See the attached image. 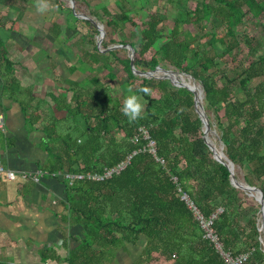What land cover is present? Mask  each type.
<instances>
[{
	"label": "trees",
	"instance_id": "trees-1",
	"mask_svg": "<svg viewBox=\"0 0 264 264\" xmlns=\"http://www.w3.org/2000/svg\"><path fill=\"white\" fill-rule=\"evenodd\" d=\"M189 1L170 0L172 27L166 30L159 27L166 18L150 13L134 42L128 40L130 33L124 34L127 24L136 26L129 17L130 9L125 7L126 2L134 6L133 2L113 0L118 13L111 14L107 9L110 1L101 0L91 13L106 35L117 34L120 39L102 41L103 50L129 45L134 51L136 71L171 68L201 84L204 112L210 128L214 126L224 144L226 158L236 172L246 171L244 183L259 188L264 198V125L260 123L264 117V55H256L257 44L239 35L244 18L263 15L264 0H195L193 9L188 6ZM7 2L0 0L1 5ZM142 9L132 11L138 15ZM66 10L67 29L74 28L72 23L83 22L98 35L89 20H80L71 9ZM189 26L196 30H188ZM4 30L13 33L11 29ZM49 30V34L59 38L61 30L56 22ZM90 43L92 51L84 53L85 58L77 56L78 63L70 66L67 73L96 75L79 81L62 77L66 89L59 88V95H47L55 112H65L64 118L58 119L40 114L39 101L32 105V90L19 85L7 46L1 48L5 42L0 40L5 66L0 68V80L9 82L5 92L20 102L25 130L42 134L41 149L47 162L41 170L103 174L136 152L124 170L107 180H83L71 185L66 182L67 215L62 218L69 227L64 238L66 255L61 258L54 246H44L39 251L40 261L113 264L119 262L121 252L128 256L136 252L139 256L132 264H222L219 253L203 237L198 221L181 199L184 193L205 218L218 208L223 210L214 221V228L224 250L233 255L248 254L247 264H264V244L258 231L260 207H244L245 192L231 185L228 168L204 144L193 93L174 86L168 79L136 76L130 59L118 57L119 49L100 52L94 41ZM241 44L254 59L246 66H234L235 77L229 78L220 63L228 56L233 64L232 53ZM110 58L115 62L111 63ZM116 66L121 67L123 76L112 72ZM104 71L113 87L99 80L98 74ZM129 86L145 102L144 115L134 121L122 112ZM143 87L151 91L140 92ZM120 88L124 89L122 94ZM20 89H28L23 102L18 97ZM68 93L71 102L66 97ZM142 127L156 143V155L163 160L162 165L140 151L146 141H134ZM172 177L177 178V184Z\"/></svg>",
	"mask_w": 264,
	"mask_h": 264
},
{
	"label": "rangeland",
	"instance_id": "rangeland-1",
	"mask_svg": "<svg viewBox=\"0 0 264 264\" xmlns=\"http://www.w3.org/2000/svg\"><path fill=\"white\" fill-rule=\"evenodd\" d=\"M59 4H56L54 0H8L6 5L0 4V27H5V29H11V32H7L4 29L0 30V40L5 42V46L2 45L1 48H5L7 46V52L9 53V58L12 60L13 65L16 66L13 72L15 73V69L18 72L19 68L23 67L26 63H35V69L32 70V73L29 74L30 81L35 82L36 85L42 87L41 91L38 90V97H46L48 99V103L50 102L49 96H44L43 92L52 93L54 95H59L60 91L59 88L63 87L66 89V84L62 81V77H69V78H76L77 81L81 80L82 78H91L96 73H85L80 76V74L75 73V75H70L67 73V69L72 66L73 64H77V56L84 57V53L88 51H92L93 44L90 41H94L95 45L97 46V42L100 40V35L95 34L91 29L92 27L86 26L83 22L81 23H72L74 26L73 29L69 30L66 28V9H74V13L78 16H84L91 20L92 25L95 29H97V25L101 26L99 22L92 16V7L96 4H100L101 0H79L72 4L69 0H56ZM109 5L107 6L108 11L111 14L118 13V9L116 8L113 0H109ZM130 2L134 3V6L130 3L126 2V8L130 9L129 17L132 18L134 24L136 26H131L127 24L124 30V34L129 36L128 40L137 41L139 36V28L141 25L143 26L145 22H147L148 15L150 13H155L156 15L160 16V18H166L159 27H164L165 30L167 28L172 27L171 21V14L172 9L170 5V0H129ZM93 2V3H92ZM136 3V4H135ZM188 6L190 9L195 7V0H190L188 2ZM142 7V11L137 15L135 11L132 9H138ZM43 9V10H41ZM132 11V12H131ZM12 17V18H11ZM80 20H83L80 18ZM56 22L59 25L61 30L59 38L56 39L51 34H49V29L51 28L52 23ZM190 31H195V26L187 27ZM240 37L245 35L252 39L257 44V52L256 55H264V13L257 19L252 17H246L243 20V25L239 29ZM79 33V34H78ZM99 33V32H98ZM86 36V39L83 37ZM114 40L119 42L120 39L117 34H108L104 32V37L102 41H109ZM20 44H19V43ZM102 43V42H101ZM23 48H21V46ZM1 46V45H0ZM120 46V45H114ZM113 47V46H109ZM71 49V50H70ZM100 50H103L101 45L99 47ZM119 49L118 57L120 59L129 58L128 51L125 48H117ZM7 53V55H8ZM235 55V61L232 64L231 59L228 56L224 57V61L220 63V67L224 72H226L229 78L235 77V68L234 66H240L241 64L244 66L248 65L253 59L254 56L248 54L247 48L241 44L235 52L232 53ZM111 63L115 62L112 58H110ZM0 68L4 69V62L1 60L0 56ZM42 68V69H40ZM54 69V70H52ZM112 72L118 77L123 76V72L121 71V67L116 66ZM238 69V68H237ZM21 70V69H20ZM52 70V72H51ZM167 71L174 72L173 79L176 76L183 77L188 84L191 86H195L198 93H202L203 89L201 84L197 81H192V79L184 74L179 73L177 71L172 70L169 68ZM108 72L104 71L101 75L98 74L99 80L103 84H109L113 87V82H109L106 78V74ZM79 75V76H78ZM156 77L162 78L165 75L163 73H156ZM47 79V80H46ZM46 80V81H45ZM122 80V79H121ZM120 81V80H119ZM179 82V81H178ZM220 85V82H218ZM44 87V88H43ZM124 88V87H123ZM20 94L18 97L20 98L19 101H25V96L27 95V90L20 89ZM120 93L124 91V89L120 88ZM15 91L18 92L19 88L15 87ZM8 94V93H7ZM47 95V94H46ZM70 93L66 95L67 99L71 102ZM42 99V100H43ZM34 101H36L34 99ZM121 101L123 102L122 98ZM203 101V100H202ZM20 105V102H18ZM36 102L34 103V105ZM50 104V103H49ZM203 104V102H202ZM40 108L43 105H39ZM54 107V106H53ZM42 110V109H40ZM49 111V110H48ZM41 114V111H40ZM55 117L58 119H63L65 116V112H54ZM212 124H214V118L212 115ZM261 125H264V117L260 120ZM62 126H67V124ZM41 134V133H40ZM121 134L117 135L119 139ZM202 139L205 140L209 147L214 148L215 153L223 152L224 144L219 139L214 126L210 128V131L207 133L206 136H202ZM42 141V140H41ZM40 141V142H41ZM42 146V142H41ZM216 153V154H217ZM215 154V155H216ZM225 155V154H224ZM42 160V159H41ZM40 160V161H41ZM4 165V164H3ZM233 173H237L238 178L236 179L240 184H244L243 176L246 173L245 170H238L236 172L235 168L233 169ZM246 204L244 207H257L258 202L256 201V194L246 193ZM258 231L261 229V215L259 213L258 219ZM259 240L262 244H264V229L260 232ZM139 256L138 253L135 252L133 256H128L126 254L120 253L118 260L119 264H132L133 261L137 260ZM133 257V258H131ZM136 257V258H135ZM117 262L113 264H118ZM150 264H159L156 262H152Z\"/></svg>",
	"mask_w": 264,
	"mask_h": 264
},
{
	"label": "crops",
	"instance_id": "crops-1",
	"mask_svg": "<svg viewBox=\"0 0 264 264\" xmlns=\"http://www.w3.org/2000/svg\"><path fill=\"white\" fill-rule=\"evenodd\" d=\"M8 58H11L9 53ZM33 64L26 63L18 72L15 69L14 76L23 89L32 90V97L36 100L32 105L38 101L43 105L39 113L55 117L54 107L46 97L36 99L42 87L30 81L29 74L36 68ZM8 83L0 80V114L6 124L5 132L0 133V161L16 173L35 175L41 171L46 174L39 182L19 178L11 182L0 181V264H43L39 251L44 246H54L61 258L66 255L64 238L69 227L65 226L62 218L67 215L64 207L67 181L51 177L50 173L41 170L47 162V155L41 149L42 134L25 130L21 106L5 92ZM49 93L43 92L44 96ZM37 127L34 126L35 129ZM46 264L59 263L48 260Z\"/></svg>",
	"mask_w": 264,
	"mask_h": 264
},
{
	"label": "built area",
	"instance_id": "built-area-1",
	"mask_svg": "<svg viewBox=\"0 0 264 264\" xmlns=\"http://www.w3.org/2000/svg\"><path fill=\"white\" fill-rule=\"evenodd\" d=\"M5 119L2 114H0V133L5 132ZM138 135L135 136L134 141L137 142V140H143L146 141L145 146L142 148V152H147L150 154L156 162L159 164H163V160L158 158L156 155V143L150 138L148 130L145 128H140L138 131ZM136 154V152H133L130 154L126 159L119 164H117L113 168L105 169L103 174H96V173H69L64 171H57L50 173L51 177L58 178L61 177L64 180L67 181L69 185L76 181H83V180H90L95 182H102L104 180L109 179L114 174H119L122 170L126 168V166L129 164L130 159L132 156ZM46 174L45 172L38 171L35 175H32L30 173H16L15 171L5 167L3 163L0 161V181L6 180V181H15L17 178L22 180H28L31 179L34 182H39L40 179L43 177V175ZM173 183L177 184V178L172 177ZM178 191L181 193L180 189ZM181 199L186 203L188 209L192 212L194 218L198 221L201 229L203 230V237L208 240L212 245L214 246L215 250L219 253L222 264H247L249 256L246 253L233 255L231 252L226 251L223 249V244L218 236V233L216 232V229L214 228V221L217 219L218 215L222 213V209L218 208L216 209L208 218H205L199 210L196 208V206L193 204L192 201L184 194L181 193Z\"/></svg>",
	"mask_w": 264,
	"mask_h": 264
},
{
	"label": "water",
	"instance_id": "water-1",
	"mask_svg": "<svg viewBox=\"0 0 264 264\" xmlns=\"http://www.w3.org/2000/svg\"><path fill=\"white\" fill-rule=\"evenodd\" d=\"M72 4L74 3V0H69ZM72 12L74 13V9L72 7H70ZM75 14V13H74ZM76 15V14H75ZM77 18H81L83 20H89L88 18L84 17V16H78L76 15ZM90 22H92L91 20H89ZM97 30H98V34L100 35V40L97 42V49L100 51V52H105L107 50H112V49H117V48H125L127 49L128 51V55H129V59H130V67H131V70L133 72L134 75L136 76H139V77H145V78H155V79H160L158 77L155 76L156 73L158 72H161L163 73L165 76L163 77L162 76V79H168L170 80V82L174 85V86H177V87H182V88H186L187 90H189L190 92L193 93V96H194V109L196 111V114L198 115L202 125H203V137L207 135V133L210 131V125L208 123V119L206 117V114L204 112V108H203V104H202V100H203V91L202 93H198V91L196 90L195 86H191L190 84L188 83H183V82H178L176 81L175 79H173V76H174V72H171V71H167V70H164L160 67H156V69L152 72H146V73H140L138 71H136L134 69V66H133V62H134V51L133 49L129 46V45H125V46H113V47H110V48H107V50H100L99 47L101 45V42H102V39L104 37V30H103V27L102 26H98L97 25ZM190 77V76H189ZM192 79V81H195L192 77H190ZM204 144L208 147V149L213 153L215 159L225 165L229 172H230V183L233 187L237 188V189H240L246 193H252V194H256V201L258 202V205L260 207L259 209V213L261 215V226L264 228V198H263V193L262 191L257 188V187H251V186H248V185H244V184H240L235 176H234V173H233V169H234V165L232 162H230L226 156L221 152V155H215L214 154V148L212 147H209V144H207L205 142L204 139H202ZM260 230V229H259ZM260 232V231H259Z\"/></svg>",
	"mask_w": 264,
	"mask_h": 264
},
{
	"label": "clouds",
	"instance_id": "clouds-1",
	"mask_svg": "<svg viewBox=\"0 0 264 264\" xmlns=\"http://www.w3.org/2000/svg\"><path fill=\"white\" fill-rule=\"evenodd\" d=\"M43 10V9H41ZM102 26V25H101ZM103 27V26H102ZM151 89L148 87H143L140 89V92L148 93ZM145 102L141 96L132 91L131 86L128 87V94L125 96L122 112L130 119L137 120L144 115Z\"/></svg>",
	"mask_w": 264,
	"mask_h": 264
},
{
	"label": "bare ground",
	"instance_id": "bare-ground-1",
	"mask_svg": "<svg viewBox=\"0 0 264 264\" xmlns=\"http://www.w3.org/2000/svg\"><path fill=\"white\" fill-rule=\"evenodd\" d=\"M93 3V2H92ZM4 4V3H3ZM108 12V11H107ZM103 14V13H102ZM12 18V17H11ZM66 23V22H65ZM104 28V27H103ZM5 29V28H4ZM79 34V33H78ZM71 50V49H70ZM116 51V50H115ZM106 54V53H105ZM102 65V64H101ZM99 72V71H98ZM158 73H160V72H158ZM176 81H179V82H183V83H187V79L185 80L183 77H181V76H176L175 78H174ZM169 81V80H168ZM191 85V84H190ZM217 153V152H216ZM215 153V150H214V154H216ZM216 155H220V156H222L221 155V153L220 152H218ZM261 224V223H260ZM261 227V229H260V232L264 229L262 226H260Z\"/></svg>",
	"mask_w": 264,
	"mask_h": 264
}]
</instances>
